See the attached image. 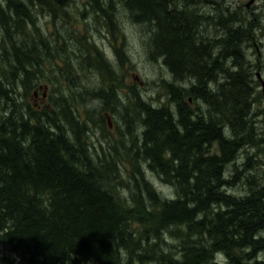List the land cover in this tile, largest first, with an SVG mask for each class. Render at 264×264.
<instances>
[{
	"label": "trees",
	"instance_id": "1",
	"mask_svg": "<svg viewBox=\"0 0 264 264\" xmlns=\"http://www.w3.org/2000/svg\"><path fill=\"white\" fill-rule=\"evenodd\" d=\"M206 3L87 0L97 26L84 22L79 32L66 27L84 17L70 16L73 1L0 0V247L13 257L8 264H264V187L251 185L240 200L225 191L227 168L239 178V155L258 145L251 89L239 80L250 27L235 13L230 29L217 25ZM117 5L150 35L149 59L168 69L166 104L152 106L120 79L127 56ZM41 8L63 23L52 41L38 26ZM208 24L216 33L204 39ZM95 33L119 39L116 60ZM43 81L45 99L32 104ZM118 113L124 129L112 144L103 135ZM145 170L174 197L158 193Z\"/></svg>",
	"mask_w": 264,
	"mask_h": 264
},
{
	"label": "rangeland",
	"instance_id": "2",
	"mask_svg": "<svg viewBox=\"0 0 264 264\" xmlns=\"http://www.w3.org/2000/svg\"><path fill=\"white\" fill-rule=\"evenodd\" d=\"M70 1L74 2V4L70 6L73 11L70 12V16L76 18L78 17V14L83 12V18H85V20L78 17V19L73 21L71 25H66L67 29L82 32L84 30L85 22L88 25V28H93L94 31L95 27L97 26V21L92 20L93 15L85 6L87 0ZM248 1L249 0H208V3L204 4L205 7L203 8V11L208 12V15H213L216 12V23L218 22L220 26L224 23L227 24V29H230V26H233V24L229 25V13H235L236 15H233L232 18H241L243 21L248 22V26L250 27L249 37H251V39H249L248 42H244L241 47L244 59L251 66L252 72L249 70V66H247L242 72V76L239 77V80L240 83L249 84L251 89V93L249 91L250 96L248 95V97H251L252 100V115L256 116L257 118L255 117L256 121L255 123H252L254 125V129L251 124L250 127H252L253 134H255V140H258V145L257 147L247 148L243 154L241 153L239 155L236 165L242 164L243 167L241 168V172L245 170L244 174H238L239 178H237L236 175L232 173L233 169L231 167L227 168L226 175H228L229 171H231L227 179L229 178V183H231L233 186L226 188L225 191L229 195L234 194L236 196L247 195L251 185L254 186V189L256 190L258 188L260 189L261 187H264V94L262 87V83L264 84V0H254L250 7L247 8L245 5L248 3ZM201 7L202 6L199 8ZM115 9L118 15V25H120L124 34L123 49L127 56V61L123 63V67L117 68L120 79L123 81V83H125V85H127V87H135L138 90L142 100L151 103L152 106L158 107L161 104H166L167 97L165 84L173 83V81L168 69L164 66L161 59H157V61L149 59L147 53V36L150 35H145V28L134 24L120 5H117ZM49 17L50 16L45 13L44 8L38 10V26L43 29L42 33L51 40V35L49 34L51 29L54 27L61 29L63 23L60 25L61 21L56 19L55 23L53 24L52 21L50 22ZM218 23L217 25H219ZM219 28L221 29V27ZM206 29L207 32H204L206 34H202L204 39L206 37L210 38L216 33L215 25L208 24ZM103 33L105 34V32ZM95 34L96 35L94 36V39L97 43H99L101 49L105 51L106 56H108V58L112 61H114V59L116 60L117 57L112 51V44L114 48L117 49L119 46V39L116 38V40L111 42V44L108 42V40L102 38L103 35L99 36L98 33ZM150 49H153L152 46ZM4 70H6V67ZM0 71L2 70L0 69ZM255 73H259L261 75V78L259 79L260 81L256 79V83L251 82L249 78ZM136 77L137 80L135 79ZM89 83L90 86L96 85L94 78H92ZM41 85L47 86L46 81H43ZM188 85L189 83L181 84L183 87H187ZM49 88L47 86V90ZM38 94L40 96V90L38 91ZM28 100L32 104H37L39 102L38 97L35 98L29 96ZM196 104L197 103H192L191 105L195 107ZM201 108L203 110L205 109L202 105ZM133 124L138 131L139 125L136 119H133ZM123 125V119L120 113L115 115L112 119L109 117L107 120L106 129L104 131L105 134L103 136L108 138L112 144H115L114 140L117 138L119 130L121 131L124 129ZM97 139L99 143H103L102 145L105 148L109 145V140L105 142L102 140V137L98 135ZM145 175L147 179L154 185L158 193H161L168 198L174 197L172 189L162 185L148 170H145ZM245 177L247 179L246 181L249 180V185H245ZM262 234H264V232H262ZM7 259L12 260L13 257L7 248L0 247V264H8ZM216 259L219 260L220 256H217Z\"/></svg>",
	"mask_w": 264,
	"mask_h": 264
},
{
	"label": "flooded vegetation",
	"instance_id": "3",
	"mask_svg": "<svg viewBox=\"0 0 264 264\" xmlns=\"http://www.w3.org/2000/svg\"><path fill=\"white\" fill-rule=\"evenodd\" d=\"M254 2V0L252 1V2H250V3H246V7L248 8V7H250V5L252 4ZM247 66H249V70L251 71V66L249 65V63L246 61V64H245V67H247ZM252 72V71H251ZM250 80H251V82H254V83H256V79L258 80V81H260L259 79L261 78V75L259 74V73H255L253 76L251 75L250 77ZM262 83V82H261ZM263 84V83H262ZM37 92V91H36ZM34 97L36 98V97H38L39 98V100L41 99V98H43V97H40L39 96V94H38V92H37V94L36 95H34ZM233 185H228L227 186V188H230V187H232ZM226 195H228V196H230V197H233L234 199H238V200H240V198H244L245 196L244 195H242V196H236V195H234V194H231V195H229V194H227L226 193ZM244 196V197H243ZM230 211H232V209H231V207H228L227 208V212H228V217H229V215H230ZM264 232V231H263ZM257 236H259L258 238H264V234H262V232L261 233H259ZM261 256H263V255H261Z\"/></svg>",
	"mask_w": 264,
	"mask_h": 264
},
{
	"label": "bare ground",
	"instance_id": "4",
	"mask_svg": "<svg viewBox=\"0 0 264 264\" xmlns=\"http://www.w3.org/2000/svg\"><path fill=\"white\" fill-rule=\"evenodd\" d=\"M213 1V0H212ZM222 11V10H221ZM205 12V11H204ZM43 13V12H42ZM202 13V12H201ZM227 14V13H226ZM42 15V14H41ZM46 16V15H45ZM97 18V17H96ZM39 21V20H38ZM199 30V29H198ZM242 51V50H241ZM242 54V53H241ZM243 57V56H242ZM152 60V59H151ZM243 66V65H242ZM4 86V85H3ZM6 86V85H5ZM27 112V111H26ZM126 136V135H125ZM152 181V180H151ZM262 259V258H261Z\"/></svg>",
	"mask_w": 264,
	"mask_h": 264
},
{
	"label": "water",
	"instance_id": "5",
	"mask_svg": "<svg viewBox=\"0 0 264 264\" xmlns=\"http://www.w3.org/2000/svg\"><path fill=\"white\" fill-rule=\"evenodd\" d=\"M250 2H251V0H250ZM136 80H137V78H135ZM262 87H263V94H264V84H262Z\"/></svg>",
	"mask_w": 264,
	"mask_h": 264
}]
</instances>
